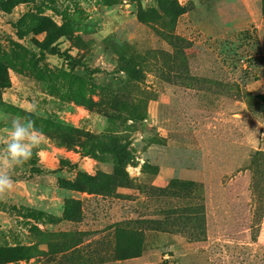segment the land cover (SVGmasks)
Listing matches in <instances>:
<instances>
[{"label": "rangeland", "instance_id": "obj_1", "mask_svg": "<svg viewBox=\"0 0 264 264\" xmlns=\"http://www.w3.org/2000/svg\"><path fill=\"white\" fill-rule=\"evenodd\" d=\"M14 119L0 264H264V0H0Z\"/></svg>", "mask_w": 264, "mask_h": 264}, {"label": "clouds", "instance_id": "obj_2", "mask_svg": "<svg viewBox=\"0 0 264 264\" xmlns=\"http://www.w3.org/2000/svg\"><path fill=\"white\" fill-rule=\"evenodd\" d=\"M41 143L38 132L32 121L22 123L14 119L5 136H0V197L13 188L9 171L16 165H21L32 156V149Z\"/></svg>", "mask_w": 264, "mask_h": 264}, {"label": "trees", "instance_id": "obj_3", "mask_svg": "<svg viewBox=\"0 0 264 264\" xmlns=\"http://www.w3.org/2000/svg\"><path fill=\"white\" fill-rule=\"evenodd\" d=\"M116 153L117 154H120V156H119V158H118V161H119V167H118V169H117V173L118 172H120L121 174V177L124 175V176H126L127 175V173L125 172V170H124V166H125V161H126V157L124 156L125 155V150H122V151H119L118 149L116 150ZM255 158H257V159H260V158H264V152L263 151H257L256 153H255ZM90 179L93 181V180H96L97 178H93V177H90ZM82 179H79V180H77L75 183H74V185H73V189H75V190H79V191H85V187L82 185ZM87 182H89V183H91L92 181H88V180H86ZM97 182V181H96ZM76 205V204H75ZM75 205H73V206H75ZM73 206H70V207H73ZM75 207H73V209H74ZM127 228V229H126ZM126 228H124V227H120L119 229H122L121 230V232L122 233H126V234H128V231H130V229L128 228V227H126ZM19 251V250H18ZM13 254H15L17 257H21V256H23V254H21V253H13ZM139 255V254H138ZM129 257H135V254H130L129 255ZM127 258V257H126Z\"/></svg>", "mask_w": 264, "mask_h": 264}]
</instances>
